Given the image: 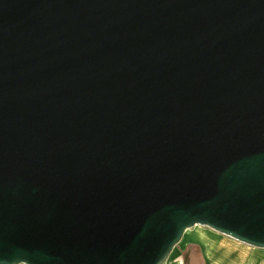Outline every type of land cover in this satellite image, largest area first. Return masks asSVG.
Wrapping results in <instances>:
<instances>
[{
	"label": "water",
	"instance_id": "95a60500",
	"mask_svg": "<svg viewBox=\"0 0 264 264\" xmlns=\"http://www.w3.org/2000/svg\"><path fill=\"white\" fill-rule=\"evenodd\" d=\"M196 225L264 249V0H0V264Z\"/></svg>",
	"mask_w": 264,
	"mask_h": 264
},
{
	"label": "crops",
	"instance_id": "0c3cea01",
	"mask_svg": "<svg viewBox=\"0 0 264 264\" xmlns=\"http://www.w3.org/2000/svg\"><path fill=\"white\" fill-rule=\"evenodd\" d=\"M164 264H264V249L214 232L187 238Z\"/></svg>",
	"mask_w": 264,
	"mask_h": 264
},
{
	"label": "rangeland",
	"instance_id": "374dc122",
	"mask_svg": "<svg viewBox=\"0 0 264 264\" xmlns=\"http://www.w3.org/2000/svg\"><path fill=\"white\" fill-rule=\"evenodd\" d=\"M215 231L207 228V227H204V226H199V225H196V226H193L191 228H188L187 230H185L182 238L180 239V241L175 245V247L173 248L172 251H176L177 249H179L181 246L184 245L185 241L187 240V238L189 237H193L194 235H197V234H214Z\"/></svg>",
	"mask_w": 264,
	"mask_h": 264
}]
</instances>
